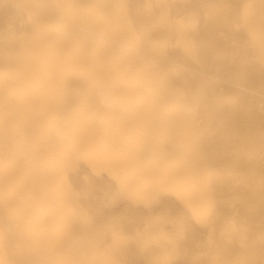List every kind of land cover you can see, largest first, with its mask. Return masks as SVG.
<instances>
[{
    "label": "bare ground",
    "instance_id": "6f19581e",
    "mask_svg": "<svg viewBox=\"0 0 264 264\" xmlns=\"http://www.w3.org/2000/svg\"><path fill=\"white\" fill-rule=\"evenodd\" d=\"M0 264H264V0H0Z\"/></svg>",
    "mask_w": 264,
    "mask_h": 264
}]
</instances>
